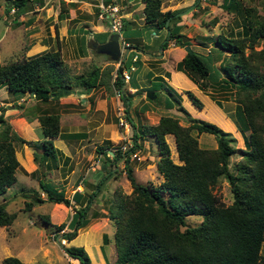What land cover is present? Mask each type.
Returning <instances> with one entry per match:
<instances>
[{"label":"trees","instance_id":"1","mask_svg":"<svg viewBox=\"0 0 264 264\" xmlns=\"http://www.w3.org/2000/svg\"><path fill=\"white\" fill-rule=\"evenodd\" d=\"M28 1L6 0V9L24 10ZM141 1L144 3L145 22L158 29H167L162 48L170 40L180 46H189L175 62V69L183 71L219 106L224 104L216 94L221 93L225 100L234 101L235 104L230 105L227 111L236 115V120L231 117L241 132L244 147H234L231 143L235 137L208 120L190 118L188 124H183L175 115L161 114L157 122L141 123L138 128L127 114L128 121L135 126L132 145L125 151L116 148L112 160L116 161L127 153L123 167L132 190L130 193L117 191L108 209L115 227L114 264H264V254L261 253L264 241V45L257 48L260 40L264 39V14L259 13L255 6L244 4V0H222L226 11L241 17L240 22H236L237 27L206 35L193 44L181 31L182 24L177 22L181 13L193 5L162 10V0ZM195 1L193 4L199 0ZM61 3L59 15L63 17L68 7L64 0ZM209 44L213 51L204 50ZM123 60L116 69L113 88L123 85ZM113 61L117 59L111 58V64L106 65L104 71L94 64L87 73H72L59 46L44 49L0 62V87L4 86L16 94L30 92L36 99L47 101L70 93L76 85L95 87L100 77L112 76ZM165 87L180 109L185 110L179 92L170 85ZM135 91L123 93L121 100L124 104H129L128 94ZM183 91L196 106L202 107V101L192 90ZM153 93L156 97L157 90ZM35 117L42 133L39 160L42 171L46 159L57 160L62 155L54 144V138H78L84 133L63 131L57 110H42ZM203 132L214 135L216 146L207 147L199 143L198 135ZM166 134L174 135L180 163L171 157ZM147 135L154 137L157 145L159 157L156 166L163 176L158 184L138 181L129 163V154L142 147L139 137ZM16 143L37 144L36 140L19 135L0 112V194L17 180L16 169L20 163L15 153ZM100 148L99 152L111 161L108 154L111 146ZM236 151H239V159L231 164L230 158ZM223 177L227 179L232 194V200L227 204L214 191ZM100 180L90 191L76 189L68 197L63 188L39 178L40 190L32 192L33 198L27 200L25 206L30 209L43 201L65 205H71V200L79 203L78 207H73L68 223L55 225V235L65 225L70 228L62 233L70 241L76 236L77 229L88 221L86 212L100 190L103 178ZM190 214H200L202 219L196 225L185 226V219ZM15 216V212L6 208V201L0 203V226L11 224ZM42 217L46 224H50L48 215ZM104 240H107L106 236ZM64 250L79 264H91L83 245H65ZM1 264L26 263L16 255H7Z\"/></svg>","mask_w":264,"mask_h":264},{"label":"rangeland","instance_id":"2","mask_svg":"<svg viewBox=\"0 0 264 264\" xmlns=\"http://www.w3.org/2000/svg\"><path fill=\"white\" fill-rule=\"evenodd\" d=\"M64 1L67 5L68 0ZM61 2L62 0H29L24 6V10L17 11L15 9L7 10L6 0H0V62H7L11 59L27 56L31 48L36 45H38V51L36 50L33 54L44 48H56L58 44L70 72H89L93 68V59H75L69 43L65 40L67 37L66 28L74 26L76 19L82 17L81 13H79L81 10L80 8L74 10L72 7L73 9H70L71 14H66V17H60ZM195 2V0H162V10L181 9L182 7L193 5L190 10L181 13L177 21L182 24V32L185 34V37L190 39L193 44L197 43L198 39H203L206 35H216L219 32L228 31L230 27H237L236 22H240L241 17L239 15L228 12L222 7V0H199L197 4H193ZM244 4L255 6L259 13L264 14V0H244ZM129 28H136L137 30L134 31V34L137 36L145 32V35L153 43L163 33V28L158 29L153 24H145L144 20H138L137 24L130 23L127 30ZM122 30L124 31V29ZM61 34H63V38H61ZM120 34L122 35V32ZM136 35H129V39L133 38L131 41L134 43L138 42L140 38H134ZM163 39L165 38L163 37ZM262 45H264V39L260 40L257 48H260ZM148 46L153 49L148 50L144 47L143 50L145 52L158 54L162 48V41L158 46L155 44H147L146 47ZM173 46H177V44L175 43ZM186 46L172 47L169 50L168 57L165 59V64L167 65V62L170 63L176 59L181 52H184ZM208 49H212L213 51V47L210 44L208 45ZM92 56L94 57V54ZM215 56L217 57L218 55L215 54ZM129 58L131 59V56ZM129 58H124L123 60L125 68L130 67ZM134 65L137 66V70L132 71L133 83L142 86V73L146 68L140 61L137 63L134 62ZM113 78L114 76L112 74L110 82V77H101L90 95L86 94V89L93 87L86 88L82 86L84 87L83 93H85L82 95H84L85 100L80 98L81 94L76 95L72 88L76 97L71 102L56 100L47 103L48 100H38L36 104L26 106L23 109L22 114L36 113L37 109V112L42 110H57L59 114L63 111L79 114L82 120H75L70 123L72 126L69 127V130L81 131L84 135L78 138L68 139L60 137L54 138V144L60 149L62 155H59L57 160L51 158L46 159V166L40 171L41 164L39 160L42 154L40 140L42 139V133L40 132L39 126L33 128L34 132L41 137L38 139L28 138V140H36L37 143L30 145L32 150L35 151L34 156L37 157L34 159L36 168L28 173L19 165L16 169L17 180L8 186L3 194H0V203L6 201V208L16 214L11 224L0 226V264L2 258L7 255H16L26 264H79L77 259L70 257L64 250V246L70 244L83 245L91 258V264H99L100 260H103L102 264H114L116 251L113 231L115 227L109 217L108 209L114 202L117 191L130 193L132 186L123 167L124 156L127 153H124L114 161L112 160V156L114 155L113 149H116L122 144H126L127 147L123 150L125 151L131 146L135 126L130 122L124 125H120L118 122V104L114 97L116 95L112 86ZM128 85L129 83L125 86ZM165 86L166 84L157 78L149 80V84L145 85L146 89L144 90L140 87L139 91L147 92L157 90V96L149 98L144 95L135 105L133 103L134 99H132L133 95H130L132 97L129 98L133 104L131 103L130 106L124 105L126 115H130L136 127L139 128L141 123H155L158 115L161 116V114L174 115L173 112L169 111L170 109L168 110L163 105L165 100L167 103L170 101L173 105L172 107L178 110L179 104L169 94ZM16 95L18 94L11 93L6 87H0V102L7 103L0 104V112H3V115L8 118L14 130V125L17 126V122L13 117L17 115L12 114L11 99ZM216 96L223 100L225 107H220L226 111L230 105L235 104L230 99L225 100L221 93L216 94ZM199 98L203 103V99L201 97ZM2 106L3 109H1ZM206 107H208L207 103ZM227 114L230 118L234 116L236 120L234 113L231 115L227 111ZM181 116L188 118L184 115ZM60 120L61 126V123L63 124L61 115ZM180 122L183 123L184 121L181 120ZM222 125L225 127L228 123L222 122ZM17 127L22 130L21 127ZM222 129L230 132L235 137V140L231 143L234 147H244L240 130L232 131ZM198 139L202 146H216V139L213 134L203 132L198 135ZM166 140L170 146L171 157L175 162L180 163L174 135L166 134ZM139 141L142 147L136 150V155H133V152L129 154V163L133 166L134 175L140 182L158 184L162 181L163 176L160 175L156 166L159 155L157 154L155 139L147 135L139 137ZM104 145L111 146L108 152L111 161L106 158L105 154L99 152L101 150L100 146ZM63 151H66L67 154ZM237 159H239V151L232 154L230 158L231 164ZM104 162L106 163L105 166L103 165ZM59 163L62 164L60 168ZM108 169H111V171H107ZM24 174H29L34 178L33 182L30 183V179L26 180ZM81 177H83V180L79 186L77 183ZM39 178H42L44 181L53 182L59 188H63L65 195L68 197L76 189L85 188L87 191H90L103 178L102 183H100V190L87 209L86 217L88 221L84 226H80L77 229V234L72 240L67 241L62 236V233L69 231L70 228L68 226L65 225L59 229L55 235V230H57V226L55 225L61 222L68 223L72 217L73 207H77L79 203L75 205L74 201L71 200V205H65L64 203L57 205L52 201H43L34 204L30 209H27L25 206V202L33 198L32 192L34 190H40ZM214 191L224 203L231 202L232 194L226 178L223 177L216 184ZM42 195L45 197V194L42 193ZM45 214L49 216L50 224H46L43 220L42 216ZM201 219L202 215L200 214L187 215L185 226L196 225ZM105 236L107 238L106 241L104 240ZM62 238L65 241H62ZM261 253L264 254V241L262 243Z\"/></svg>","mask_w":264,"mask_h":264},{"label":"crops","instance_id":"3","mask_svg":"<svg viewBox=\"0 0 264 264\" xmlns=\"http://www.w3.org/2000/svg\"><path fill=\"white\" fill-rule=\"evenodd\" d=\"M101 1H104V2L116 1L121 5L122 12L124 14L125 23H124V26L122 27V29H124V31L122 29L120 31V32H122L123 36L121 34H119V38L122 37L123 39H125L126 41H128L132 45V47L129 48L127 56L125 59H127L131 56V59L129 58L130 59V63H129L130 66L134 65V62L137 63L138 61H140V62H142V64L146 68L145 71L142 73V76H143L141 79L143 81L141 84L142 86H139V84L133 83L134 81L132 80L133 79L132 71L137 70L136 65H134L135 68L131 70L130 79L127 82H124L125 85L127 83H129L128 86L133 87V88H135V90H137V91H135L134 94H128L129 97H132L130 95H133L132 99H134V102H133L134 105L137 103L138 100L142 99L144 97V95L146 94V92L138 93V91L140 90V87H142V89L145 90L146 89L145 85L149 84V80L157 78L161 82L165 83L166 85L172 86L181 95V102H182L181 104L183 105L185 110H182V109H180V107H178V110L176 109L177 110L176 111L172 107L173 105L171 103H170L171 106H169L167 108L166 105H169V104L167 103L166 100L164 101L163 105H165V107L168 110L170 109L169 111L173 112L174 115L180 119V121L183 120L184 124H188L190 117L191 118H200V119H206L208 121L210 120L211 122L218 124L219 126H221L222 128H224L226 130H232V131L237 130V128H236L237 126H236V123L234 122V120L232 118H230V116L227 114L226 110L221 108L216 103V101L211 97V95L209 93L204 92L202 89H200L197 86V84L195 82H193L183 71L175 69V67H174L175 62L177 60H179L184 55L185 50H184V52H181L177 56L176 59H174L170 63L167 62V65L165 64V59H166V57H168L169 50L172 47H178L180 45L173 46V45H175L174 40L173 41L170 40L166 44L165 48H161V50H160V52H158V54L157 53L151 54V53L145 52L143 50L144 47L148 50L153 49V48H149V46L146 47L147 44L148 45L155 44L156 46H158L161 41L163 43V40H164L163 37L165 38V36L167 34L166 28H163V33L157 39H155L154 43H153V41H151V39H149L145 35V32L143 34H141L140 36H137L136 34H134V31L137 30L136 28H129V30H127L130 23L137 24L138 20H144V13L142 10L144 3L141 0H68L67 5H66L68 7V11L66 12V14H71L70 9L72 10L74 8V10H76V8H80L81 11L79 13H81V16H82L81 18L76 19V21H75L76 23L74 26H72L70 28H68V27L66 28V36L67 37L65 38V40H66V42L69 43V45L71 47V52H73V54L75 55V57H74L75 59L85 60L86 58H91V59H93L94 64L96 63L98 66H100L101 70H103L104 67H106V65L111 64V56L109 54L97 51L98 44L106 42L109 39L110 35L112 34V32H110L108 29L107 22L98 16V4ZM139 11H140V13H139ZM66 16L67 15H65L64 17H66ZM145 24H146V22H145ZM181 31H182V29H181ZM63 34H61V38H63ZM129 35H136L134 38H136V37H140V38H139L138 42L134 43L133 41H131V39H133V38L129 39ZM119 43H120V39H119ZM171 44H172V46H171ZM57 46H59V45L57 44ZM140 47H141V49H140ZM44 49H46V48H44ZM44 49H42V50H44ZM36 50L38 51V45L31 48L28 55H32ZM148 50H146V51H148ZM200 50H201V48H200ZM204 50L208 51L209 49H208V47H206ZM92 54H94V57L92 56ZM134 54H137L136 60H133V58H132V56ZM158 62H160V63L156 64ZM112 64H114V68L112 71V74L114 76V74H115L114 71H116V67H117L116 61H113ZM125 69L128 70L129 67L125 68ZM100 79H101V77L99 78L98 82L100 81ZM110 82H111V77H110ZM185 88L192 90L197 96H199L203 99L204 104H203L202 108L197 107L191 101V99L188 97V95L183 91ZM73 90L76 93V95L81 94L80 98L85 100L84 95H82V94H85V93H83L84 87H82L81 85H76L73 87ZM93 90H94V87L91 89H86L87 92L86 91L85 92L87 95H90L93 92ZM74 92L72 91L71 93L61 95L58 98L52 97V98L48 99L47 103H50L51 101H56V100H65L66 102H71L76 97ZM114 97H115L116 102H118V97H116V96H114ZM11 101L10 102H11L12 109H13L12 114L17 115L16 117H13V119L17 122L16 123L17 126L22 128V130H21L17 126L14 125L16 132L19 135H21L22 137L27 138V139L28 138H33V139L41 138L38 136V134L36 132H34V129H33L34 127L39 126V120L37 117H35V114L38 113L37 112L38 109L36 110V113L33 112V113H23L22 114L23 109L26 106L36 104V102L38 101V99H35L34 94L30 93V92L18 94L16 96L12 97ZM131 103H132V101L129 98V104L128 105L130 106ZM206 103H207L208 107H206ZM0 104L2 105V104H7V103H3V101H1ZM2 108H3V106H2ZM60 115H61V118L63 120L62 121L63 124L61 123V128L63 131H75V130H69V127L72 126V125H70V123L74 122L75 120L76 121L82 120V117L79 114H75L74 112L63 111V112H61ZM181 115L187 116L188 118H184ZM74 116H76V117H74ZM159 117H160V115H158L156 122L158 121ZM60 122H61V120H60ZM222 122H226V123H228V125L224 127L222 125ZM63 152L65 154H67L66 151H63ZM15 153H16V156H17L19 162H20V167H23L26 172L30 173L32 170H34L36 168V162L34 160L35 151L32 150L30 145H28L26 143L15 144ZM36 155H37V152H36ZM98 160H99V157H98ZM61 165L62 164L59 163V168L61 167ZM16 172H17V170H16ZM72 172H74V171L72 170ZM24 175L26 176L25 177L26 180L30 179V183L33 182L34 178H32L29 174H24ZM160 175L162 176V174H160ZM49 176H51V174H49ZM82 180H83V177L80 178V181L77 183V185L80 186ZM79 190L85 191L84 188L83 189L81 188ZM55 203H62V202H55ZM75 205H76V203H75ZM102 263H103V260L102 261L100 260L99 264H102Z\"/></svg>","mask_w":264,"mask_h":264},{"label":"built area","instance_id":"4","mask_svg":"<svg viewBox=\"0 0 264 264\" xmlns=\"http://www.w3.org/2000/svg\"><path fill=\"white\" fill-rule=\"evenodd\" d=\"M12 10H14V7L11 8ZM98 16L101 19H104L107 24H108V29L110 32H117L120 34V31L122 29V27L124 26V14L122 12V7L121 5L116 2V1H108V2H104L101 1L98 4ZM120 39V54H119V58L116 61L117 67L119 66V64L122 62V60L124 58H126L128 50L130 47H132V45L126 41L125 39H123L122 37L119 38ZM133 60L137 59V54H134L132 56ZM116 67V69H117ZM135 66L131 65L129 67L128 70L124 69L122 71V80H123V85L121 88H114L115 90V95L116 97H118V122L120 125H124L127 122L129 123L128 119H127V115H126V108L125 105L123 103V101L121 100V96L123 95V93L125 92H134L135 88L130 87V86H125L124 82H127L130 77H131V70L134 69ZM116 74V71H115ZM114 74V76H115ZM132 145V144H131ZM126 144H122L117 148H120L121 150L126 149ZM115 150V149H113ZM110 150H108L109 152ZM137 151L133 152V155H136ZM62 241H65V239L62 238Z\"/></svg>","mask_w":264,"mask_h":264},{"label":"water","instance_id":"5","mask_svg":"<svg viewBox=\"0 0 264 264\" xmlns=\"http://www.w3.org/2000/svg\"><path fill=\"white\" fill-rule=\"evenodd\" d=\"M189 46H186V49ZM97 51L107 53L111 56L113 59H118L120 54V43H119V33L113 32L109 39L101 44H98ZM149 98H154L155 94L153 91H147L145 94ZM44 167H42L43 169Z\"/></svg>","mask_w":264,"mask_h":264}]
</instances>
